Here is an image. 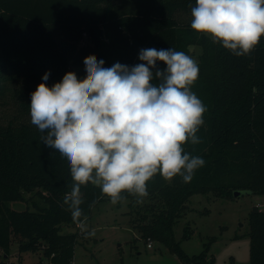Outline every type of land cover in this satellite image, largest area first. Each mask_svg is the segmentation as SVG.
<instances>
[{
	"label": "trees",
	"instance_id": "1",
	"mask_svg": "<svg viewBox=\"0 0 264 264\" xmlns=\"http://www.w3.org/2000/svg\"><path fill=\"white\" fill-rule=\"evenodd\" d=\"M194 4L195 0H0V97L10 94L21 113L30 116V94L44 74L50 73L46 83L51 87L67 72L77 75V68L85 69L89 55L104 60L107 68L117 62L141 63V49L173 48L188 54L191 45L202 47L191 90L207 111L197 132L201 142L184 147L205 164L188 183L179 176L170 181L154 176L146 198L154 201L155 212L150 218L141 216L136 224L144 239L163 243L184 264H214L208 246L196 255L186 253L175 239V226L193 195L212 193L227 199L235 191L264 194V36L249 55L235 56L194 32L191 22L178 20L177 14H191ZM157 67L163 70L166 65L158 61ZM15 82L20 87L13 90ZM71 184L67 160L44 146L31 120L0 123V264H73L80 233L62 230L79 227L109 198L98 187L82 186L83 216L74 221L64 204ZM20 200L31 202L33 208H13L11 203ZM249 218L250 264H264V210L254 206ZM190 237L186 229L183 240ZM13 246L18 247L17 261L10 259ZM25 253H42L47 262H25Z\"/></svg>",
	"mask_w": 264,
	"mask_h": 264
},
{
	"label": "clouds",
	"instance_id": "2",
	"mask_svg": "<svg viewBox=\"0 0 264 264\" xmlns=\"http://www.w3.org/2000/svg\"><path fill=\"white\" fill-rule=\"evenodd\" d=\"M190 9L191 29L235 56L249 55L264 36V0H195ZM138 58L134 66L106 68L89 55L85 78L70 71L49 87L45 73L30 94L41 142L68 162L72 184L64 204L74 221L83 216L82 186L98 187L113 205L123 193L139 203L157 174L188 183L205 164L184 147L201 142L197 132L207 111L191 90L198 62L173 48L141 49Z\"/></svg>",
	"mask_w": 264,
	"mask_h": 264
},
{
	"label": "rangeland",
	"instance_id": "3",
	"mask_svg": "<svg viewBox=\"0 0 264 264\" xmlns=\"http://www.w3.org/2000/svg\"><path fill=\"white\" fill-rule=\"evenodd\" d=\"M180 22H191V14L179 13ZM84 35L83 43L87 42ZM203 49L191 45L188 55L198 63ZM78 79L86 76L85 69L77 68ZM20 87L15 82L11 88ZM30 121V116L21 113L18 103L10 94L0 97V123ZM28 198L33 194L26 195ZM37 199V198H36ZM154 201L144 197L142 202L124 199L113 205L105 198L94 209L89 219L79 227L64 228L63 233L79 231V243L75 249L73 264H184L166 245L152 239V247H148L150 239H144L137 229L140 217H152ZM12 207L25 209L28 201H15ZM150 206V207H149ZM187 211L175 226V239L181 242L183 250L196 255L208 246L209 256L214 264H250V224L249 215L254 206L264 210V194L233 196L219 198L212 193L193 195L186 202ZM148 223V222H147ZM189 229L191 237L183 240L185 230ZM94 233V235H88ZM18 247L13 246L11 260H18ZM23 261L39 262L47 259L42 253H25Z\"/></svg>",
	"mask_w": 264,
	"mask_h": 264
},
{
	"label": "water",
	"instance_id": "4",
	"mask_svg": "<svg viewBox=\"0 0 264 264\" xmlns=\"http://www.w3.org/2000/svg\"><path fill=\"white\" fill-rule=\"evenodd\" d=\"M243 194H245V193H243V192H241V191H235V192H234V196H235V197H237V196H241V195H243Z\"/></svg>",
	"mask_w": 264,
	"mask_h": 264
},
{
	"label": "built area",
	"instance_id": "5",
	"mask_svg": "<svg viewBox=\"0 0 264 264\" xmlns=\"http://www.w3.org/2000/svg\"><path fill=\"white\" fill-rule=\"evenodd\" d=\"M150 242L148 243V247L151 248L152 247V240H149Z\"/></svg>",
	"mask_w": 264,
	"mask_h": 264
}]
</instances>
